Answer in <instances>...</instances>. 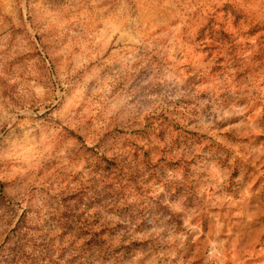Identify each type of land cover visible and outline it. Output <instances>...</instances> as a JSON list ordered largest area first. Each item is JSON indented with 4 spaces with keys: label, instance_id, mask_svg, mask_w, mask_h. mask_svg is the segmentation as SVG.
Masks as SVG:
<instances>
[{
    "label": "rangeland",
    "instance_id": "1",
    "mask_svg": "<svg viewBox=\"0 0 264 264\" xmlns=\"http://www.w3.org/2000/svg\"><path fill=\"white\" fill-rule=\"evenodd\" d=\"M0 264H264V0H0Z\"/></svg>",
    "mask_w": 264,
    "mask_h": 264
}]
</instances>
